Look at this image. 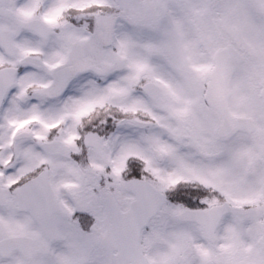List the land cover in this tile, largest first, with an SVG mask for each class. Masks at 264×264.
Wrapping results in <instances>:
<instances>
[{
  "label": "snow or ice",
  "instance_id": "1",
  "mask_svg": "<svg viewBox=\"0 0 264 264\" xmlns=\"http://www.w3.org/2000/svg\"><path fill=\"white\" fill-rule=\"evenodd\" d=\"M0 264H264V0H0Z\"/></svg>",
  "mask_w": 264,
  "mask_h": 264
}]
</instances>
